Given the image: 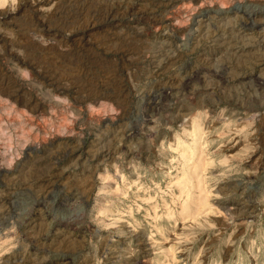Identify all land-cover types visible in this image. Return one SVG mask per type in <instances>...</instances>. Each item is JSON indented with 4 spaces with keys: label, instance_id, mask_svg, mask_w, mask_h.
<instances>
[{
    "label": "rangeland",
    "instance_id": "1",
    "mask_svg": "<svg viewBox=\"0 0 264 264\" xmlns=\"http://www.w3.org/2000/svg\"><path fill=\"white\" fill-rule=\"evenodd\" d=\"M0 264H264V0H0Z\"/></svg>",
    "mask_w": 264,
    "mask_h": 264
}]
</instances>
